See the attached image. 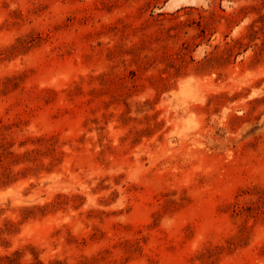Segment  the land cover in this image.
<instances>
[{"label":"rangeland","instance_id":"rangeland-1","mask_svg":"<svg viewBox=\"0 0 264 264\" xmlns=\"http://www.w3.org/2000/svg\"><path fill=\"white\" fill-rule=\"evenodd\" d=\"M0 264H264V0H0Z\"/></svg>","mask_w":264,"mask_h":264}]
</instances>
